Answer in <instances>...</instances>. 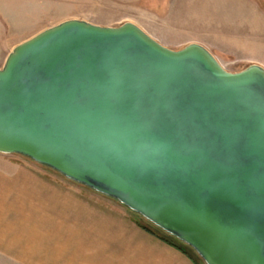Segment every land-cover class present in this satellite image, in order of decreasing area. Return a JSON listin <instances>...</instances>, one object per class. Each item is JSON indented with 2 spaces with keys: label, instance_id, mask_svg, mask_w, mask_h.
<instances>
[{
  "label": "water",
  "instance_id": "95a60500",
  "mask_svg": "<svg viewBox=\"0 0 264 264\" xmlns=\"http://www.w3.org/2000/svg\"><path fill=\"white\" fill-rule=\"evenodd\" d=\"M0 153L115 200L204 264H264V67L71 18L0 67Z\"/></svg>",
  "mask_w": 264,
  "mask_h": 264
},
{
  "label": "crops",
  "instance_id": "0c3cea01",
  "mask_svg": "<svg viewBox=\"0 0 264 264\" xmlns=\"http://www.w3.org/2000/svg\"><path fill=\"white\" fill-rule=\"evenodd\" d=\"M227 3L242 17V59L264 67V0ZM138 222L115 200L0 153V264H197Z\"/></svg>",
  "mask_w": 264,
  "mask_h": 264
},
{
  "label": "rangeland",
  "instance_id": "374dc122",
  "mask_svg": "<svg viewBox=\"0 0 264 264\" xmlns=\"http://www.w3.org/2000/svg\"><path fill=\"white\" fill-rule=\"evenodd\" d=\"M227 1L0 0V67L18 43L63 20L78 18L113 27L133 22L171 49H180L192 42L199 43L226 70L237 72L257 63L242 59L244 56L236 47L241 42L243 31L234 28L241 24L239 21H242V17L234 14L232 6L228 12ZM136 217L141 223L155 227L142 217ZM192 255L203 264L202 260Z\"/></svg>",
  "mask_w": 264,
  "mask_h": 264
},
{
  "label": "trees",
  "instance_id": "16d2710c",
  "mask_svg": "<svg viewBox=\"0 0 264 264\" xmlns=\"http://www.w3.org/2000/svg\"><path fill=\"white\" fill-rule=\"evenodd\" d=\"M138 225L140 227H142L143 229L147 230L148 232H150L151 234L155 235L156 237H158L159 239L163 240L164 242L176 247L177 249H179L180 251H182L183 253H185L186 255H188L192 260H194L197 264H200L192 254H194L198 259H200V257L195 253V251L193 249H191L189 246H187L186 244L182 243L181 241L177 240L176 238L166 234L165 232H163L162 230H160L159 228H155V227H150L147 224L138 222ZM155 228V229H154ZM162 232V233H161ZM201 260V259H200ZM202 262V261H201ZM203 263V262H202ZM204 264V263H203Z\"/></svg>",
  "mask_w": 264,
  "mask_h": 264
}]
</instances>
